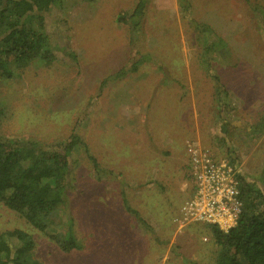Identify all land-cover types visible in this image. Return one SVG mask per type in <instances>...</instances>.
<instances>
[{
  "label": "rangeland",
  "instance_id": "obj_1",
  "mask_svg": "<svg viewBox=\"0 0 264 264\" xmlns=\"http://www.w3.org/2000/svg\"><path fill=\"white\" fill-rule=\"evenodd\" d=\"M184 1L197 22L183 16ZM137 2L66 0L58 14L71 32L57 29L55 43L78 63L66 50L0 80V135L64 146L74 132L97 161L80 145L70 156L62 221L73 222L80 249L62 251L0 201V232L26 231L45 264H214L209 228L175 222L193 190L187 141L248 181L264 169V16L253 10L264 0H149L133 32L116 16ZM214 39L227 48L207 51ZM134 60L143 62L130 72ZM219 90L230 99L222 113Z\"/></svg>",
  "mask_w": 264,
  "mask_h": 264
},
{
  "label": "trees",
  "instance_id": "obj_2",
  "mask_svg": "<svg viewBox=\"0 0 264 264\" xmlns=\"http://www.w3.org/2000/svg\"><path fill=\"white\" fill-rule=\"evenodd\" d=\"M148 1L138 0L133 11L127 13V17L126 13L117 15V21L129 23L133 32L138 31L145 18ZM62 5H66V0H0V80L12 78L16 73L15 67L22 69L37 60L51 65L61 58L59 53L66 50L64 55L78 63L74 50L55 43L57 29L65 30L69 37L72 28L69 18L58 14L63 9ZM182 7L185 11L183 16L197 22L187 14L189 4L186 1L182 2ZM253 10L264 16V6ZM195 25L204 32L211 30L205 23ZM224 44L222 40L214 39L205 48L207 51H215L219 45L227 48ZM142 62L134 60L130 72L138 71ZM125 68L116 71L115 76L127 75L128 69ZM225 94L223 98L218 91L220 113L226 111L230 103L229 93ZM2 114L0 110V116ZM256 127V131H264V116ZM67 139L64 146H45L31 139L0 135V201L8 209L20 213L59 249L71 252L82 248V244L76 237L73 222L62 221L63 212L67 209L68 176L74 163L70 156L78 145L88 154L89 148L74 132ZM89 156L97 166L96 159ZM239 177L244 205L238 224L227 232L205 225L218 247L214 264H264V169L253 180L248 181L240 174ZM33 247L34 241L24 230L0 232V264H45L33 258Z\"/></svg>",
  "mask_w": 264,
  "mask_h": 264
},
{
  "label": "built area",
  "instance_id": "obj_3",
  "mask_svg": "<svg viewBox=\"0 0 264 264\" xmlns=\"http://www.w3.org/2000/svg\"><path fill=\"white\" fill-rule=\"evenodd\" d=\"M186 152L193 191L183 201L175 222L180 228L202 223L229 231L238 224L244 205L236 166L197 142L187 141Z\"/></svg>",
  "mask_w": 264,
  "mask_h": 264
},
{
  "label": "bare ground",
  "instance_id": "obj_4",
  "mask_svg": "<svg viewBox=\"0 0 264 264\" xmlns=\"http://www.w3.org/2000/svg\"><path fill=\"white\" fill-rule=\"evenodd\" d=\"M140 80H141V78H140ZM138 89H139V88H138ZM127 104H128V103H127ZM119 108H120V107H119ZM152 116H153V115H152ZM152 116H151V117H152ZM152 120H154V116H153Z\"/></svg>",
  "mask_w": 264,
  "mask_h": 264
}]
</instances>
